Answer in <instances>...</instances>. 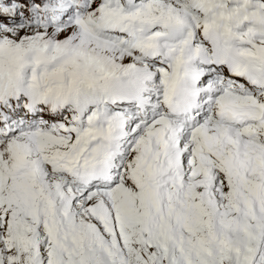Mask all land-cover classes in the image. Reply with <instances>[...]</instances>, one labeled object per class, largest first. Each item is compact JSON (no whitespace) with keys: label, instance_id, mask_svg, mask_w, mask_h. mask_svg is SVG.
<instances>
[{"label":"snow or ice","instance_id":"obj_1","mask_svg":"<svg viewBox=\"0 0 264 264\" xmlns=\"http://www.w3.org/2000/svg\"><path fill=\"white\" fill-rule=\"evenodd\" d=\"M0 264H264V0H0Z\"/></svg>","mask_w":264,"mask_h":264}]
</instances>
